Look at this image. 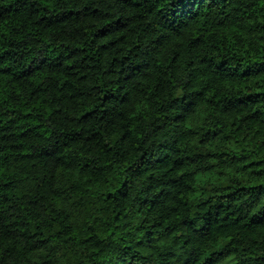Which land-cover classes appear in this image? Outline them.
I'll use <instances>...</instances> for the list:
<instances>
[{"label": "trees", "instance_id": "obj_1", "mask_svg": "<svg viewBox=\"0 0 264 264\" xmlns=\"http://www.w3.org/2000/svg\"><path fill=\"white\" fill-rule=\"evenodd\" d=\"M0 264H264V0H0Z\"/></svg>", "mask_w": 264, "mask_h": 264}, {"label": "clouds", "instance_id": "obj_2", "mask_svg": "<svg viewBox=\"0 0 264 264\" xmlns=\"http://www.w3.org/2000/svg\"><path fill=\"white\" fill-rule=\"evenodd\" d=\"M157 20L159 23H161V24L163 23V21L159 20V18H157ZM177 94H179V92H177Z\"/></svg>", "mask_w": 264, "mask_h": 264}]
</instances>
